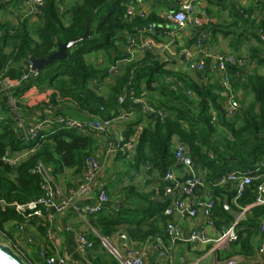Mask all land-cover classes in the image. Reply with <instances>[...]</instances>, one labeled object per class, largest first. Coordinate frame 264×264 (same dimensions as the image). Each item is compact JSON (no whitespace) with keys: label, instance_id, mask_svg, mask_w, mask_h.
<instances>
[{"label":"trees","instance_id":"16d2710c","mask_svg":"<svg viewBox=\"0 0 264 264\" xmlns=\"http://www.w3.org/2000/svg\"><path fill=\"white\" fill-rule=\"evenodd\" d=\"M127 1L77 0L62 11L58 7V0H45L39 7L41 26L36 30L37 39L27 30L24 22L9 29V24L0 20V107L5 114L0 119V199L5 201V204L0 202L1 228L7 222L14 221L16 224L28 220L23 214L29 210L22 212L16 206H26L42 196V176L33 172L40 162L52 165L54 171L68 167L73 168L74 173H84L96 142L94 134L87 129L82 131L56 122L41 131L36 138L26 140L15 125L18 117L22 119L32 109L45 110L70 103L88 112L92 118L116 119L135 111V99L146 93L152 100L156 118L148 115L151 122L140 134L132 166L139 168L146 164L149 174L158 172L159 179L163 181L167 171L178 163L174 135L187 147L185 153L193 165L205 170L207 181L219 188L226 186L236 191L234 184H219L220 178L232 170L245 172L256 169L259 163L264 162V74H256L245 84V88L253 93L257 109L237 108L233 116H228L224 106L227 95L223 92L228 91V88L221 89L211 81L210 69L205 70V73L200 72L196 81L167 69L150 53L127 65L116 76L108 94L99 91L97 83L102 82L109 75L110 67L122 58V51L116 44L118 35L131 30L133 23L138 21L125 19V16L128 17L124 6ZM4 4L5 0H0V10ZM262 6L264 9V2ZM91 17L90 37L72 47L66 59L55 60L38 73H31L19 85L8 91L5 89L6 80L21 79L23 67L31 57H47L57 50L58 42H68L82 36ZM260 25L263 32L258 36L261 48L255 49L254 53L258 62L264 64V20ZM8 39L13 41L10 52L5 51ZM101 49L107 56L103 65H96L88 55ZM164 78H174L176 84L167 85L165 80L161 81ZM34 86L39 90H50L46 99L33 107L20 103L22 95ZM157 92L159 96L155 97ZM122 95H125V99L120 102L119 97ZM10 97L15 99L17 110L11 115L8 113L13 107ZM160 110L166 113L164 118L159 115ZM170 110L175 112L174 116L168 114ZM136 115V118L127 121L123 132L126 138L140 122L137 112ZM23 148L35 150L18 166L12 167L4 161L8 150ZM188 177L185 174L179 180L185 182ZM262 181L254 180L238 199L241 208L232 220L233 223L246 206L252 205L238 224L236 240L247 255L253 253L252 241L256 235L264 240V231L261 230L264 204L255 203ZM123 192L125 204L122 207H110L109 211L104 208L91 216V222L101 236L110 237L122 224L139 226L155 215L166 218L164 210L170 205L169 199H154L150 194L140 192L136 185L125 187ZM216 199L215 195L211 199L215 206ZM136 201L141 204H134ZM149 235L155 236V232L150 231L143 238ZM95 240L101 243L100 237Z\"/></svg>","mask_w":264,"mask_h":264},{"label":"crops","instance_id":"0c3cea01","mask_svg":"<svg viewBox=\"0 0 264 264\" xmlns=\"http://www.w3.org/2000/svg\"><path fill=\"white\" fill-rule=\"evenodd\" d=\"M76 1L58 0V7L65 11ZM179 1L128 0L124 4L126 12L128 5H131L137 10H142L145 17L129 19L125 16V19L130 22H135V20L139 22L133 23L131 30L118 35L116 44L117 48L122 51V58L113 64L116 66L114 73L109 72L102 82H95L99 91L105 95L108 94L116 76L131 62L143 59L147 53L153 54L159 62L166 65L167 69L184 74L196 81L199 79L200 72H206L198 68L197 63L200 56H207L208 59H211L219 54L234 55L238 62L227 63L228 85L224 86L222 75L212 70L211 81L221 89L228 88V91L223 92L225 96L227 95V100L224 103L225 108L232 102L240 110L257 109L253 93L249 88H245V84L256 74H264V64L258 62L254 53L255 49L261 48L258 36L263 34L260 24L264 20L262 6L264 0H200L192 14L191 22L183 28H177L167 19L166 15L178 8ZM0 20L9 24V29L20 26L24 22L27 30L37 39L36 30L41 26V20L34 0H5L4 7L0 10ZM198 37L203 38L201 46L196 43ZM131 39L139 41L149 39L153 41L154 48L152 51H148L140 46H131ZM7 43L5 51L10 52L13 44L12 39H8ZM186 51H190L191 55L187 56ZM106 56V52L102 49L88 55L96 65H103ZM163 80L167 85L176 84L174 78H164L161 81ZM49 92V89L39 90L34 86L24 93L19 101L33 107L44 101ZM158 96L157 92L155 97ZM150 99L144 93L135 99V111L126 114L125 117L113 120L108 134H94L96 142L92 154L100 160L102 165L97 181L107 188L109 194V202L104 207L105 211H109L110 207H122L125 204L123 190L130 185H136L140 192L150 194L154 199H169L170 204L177 199L184 198L196 205L199 202L212 199L215 195L217 204L212 215L214 225L209 226L207 218L202 215L200 210L196 216L174 212L171 216L165 215V219L156 215L152 216L139 226L122 224L115 233L108 237L109 240L123 253L130 246L146 247L147 264H164L154 248L158 239H162L164 244L169 247L173 256V264H229L228 261L231 258H236L237 264H264V256L259 252L260 244L264 242L260 235L253 238V253L251 255H247L241 250L239 242L232 241L223 246H217L214 242V239L232 224L234 216L241 208L235 191L231 187L220 186L219 188L215 183L207 181V172L194 165L186 167L177 163L168 170L176 175L177 183L159 179L158 172L149 174V167L146 164L139 168L132 166L137 154L140 134L151 122L148 115L156 118V111ZM10 100L13 107L8 113L11 115L13 112L17 113V110L15 99L10 97ZM43 111L32 109L29 114L22 116V119L18 117V120L28 126L42 120L45 117ZM55 112L58 115L70 116L79 120L92 118L88 112L80 110L70 103L59 104L55 108ZM136 112L139 114L140 122L127 138L134 143L132 151L109 152V144L116 142L123 135L127 121L136 118ZM168 114L174 116L175 112L170 110ZM4 117L5 114L0 107V119ZM15 127H18V123ZM46 128L48 127L46 126ZM20 131L18 128V132ZM173 143L175 146L184 145L177 135L173 136ZM146 153L149 154L148 149H146ZM48 171L49 176L56 182L59 189L66 193L76 188L84 178L83 172L77 174L73 172V168L68 167L54 171V167L49 165ZM185 174L189 177L192 174H198L203 178V185L199 186L193 195H186L184 182L179 180ZM162 189H164L163 192ZM97 195L96 191L87 197L79 198L77 207L96 205ZM134 204L140 205L141 203L136 201ZM251 206H246V211ZM169 222L175 224L176 232L179 234L178 239L174 242L170 240L167 233ZM23 223L24 232L14 230V221L5 223L4 228L7 229L9 238L21 246L30 264H45L41 252L53 259L65 257L67 259L65 264H120V261L107 246L95 240L101 234L92 224L91 216L82 217L78 212L69 209L61 216H56L53 223L44 218H33ZM263 225L264 219L261 221V230ZM150 231L155 232V236L149 235L144 239V235ZM194 231H205L210 240L207 242L190 241L189 238ZM79 233H84L95 242L94 247L86 255L82 254L79 249ZM122 234L127 235L126 240L121 238ZM27 237H32L33 241L29 243Z\"/></svg>","mask_w":264,"mask_h":264},{"label":"built area","instance_id":"2783aa9c","mask_svg":"<svg viewBox=\"0 0 264 264\" xmlns=\"http://www.w3.org/2000/svg\"><path fill=\"white\" fill-rule=\"evenodd\" d=\"M45 0H34V5L36 10L39 12V7L44 3ZM200 0H180L178 8L175 11L169 12L166 17L169 21L172 22L174 27L183 28L192 20V14ZM127 16L129 19H135L136 17H145V13L142 10H137L133 6L128 5L127 7ZM202 37H198L196 40L197 45H202ZM131 46H140L144 50L152 51L154 48L153 41L149 39H145L143 41H139L136 39L130 40ZM186 55L190 56L191 52L186 51ZM237 63L238 59L234 55H224L219 54L211 59L208 57L200 56V59L197 63L199 70L205 71L210 69L216 73H220L222 75V83L224 86L228 85L229 76L227 74V63ZM23 74L21 79L18 81L6 80L4 82L5 89L8 91L10 88L19 85L21 80H26L31 73H35L32 70L31 61L26 63L23 67ZM116 71V66L112 65L110 67L109 72L114 73ZM125 99V95L119 97V101L123 102ZM228 116H233L237 110L235 104L230 102V104L226 107ZM159 115L161 118L166 116V113L160 110ZM44 118L40 121H36L28 126L24 125L22 121L18 120V128H20L23 136L26 140H31L36 138L38 134L46 129L51 123L56 122L58 124H63L66 127L76 128L78 130H88L93 134H108L113 125L114 119L108 118H90L88 120H79L74 117L58 115L55 113V108L49 107V109H45L43 111ZM216 120V118L214 119ZM134 147V143L131 139H127L123 135H121L116 142H112L108 146L109 152H131ZM35 148H23L20 150H8L3 159L10 166H18L23 161L27 160L29 156L34 152ZM185 146L178 145L176 152V159L178 164L188 167L189 164L187 162V155L185 153ZM102 165L100 160L95 156L91 155L86 162V167L84 171V178L82 182L76 187L69 190L67 193L62 192L56 182L49 176L48 166L44 163L40 162L34 169V173H38L42 176V196L30 203L26 206H16L17 210L25 211L26 209L29 212L24 213L23 215L28 220L33 218H44L48 220L50 223H53L56 219V216H61L67 210H74L79 213L82 217L93 216L101 212L105 205L109 202V194L107 188L103 184H99L98 176L101 171ZM264 168V162L258 164L256 169H248L245 172H239L236 170H232L230 172L225 173L219 180V184H234L235 185V195L236 198H241L247 188L253 183L254 180L263 179V181L258 186V193L255 200L256 204H264V173L262 170ZM165 181L178 182V178L172 171H167L164 176ZM185 185V193L186 195H193L195 190L203 185V178L198 174H192L190 177L186 179L184 182ZM97 195V204L93 206H85L83 208L77 207V200L79 198L87 197L91 193L96 192ZM2 204H5V201L0 199ZM20 207H23V210H20ZM215 207V203L213 200L209 199L206 201L199 202L194 205L187 199H177L172 204H170L165 210L164 214L167 216H171L174 212L179 213H188L190 216H196L200 212L204 215L207 220L209 226L214 225V221L212 218L213 210ZM246 208L240 212L234 222L225 230L221 232V234L214 239V242L217 246H223L228 244L229 242L238 240V224L245 217ZM15 229L18 232H24L25 226L24 223H16ZM262 230L264 231V225L262 226ZM167 233L172 242L178 239V233L176 232L175 224L169 222L167 225ZM50 235V234H49ZM121 238L126 240L127 235L122 234ZM100 240L102 244L107 246L112 254L120 261V264H147V248L146 247H127L126 252L120 251L110 240L108 237L100 236ZM190 241H201L207 242L210 239L207 237L205 231L196 232L194 231L190 238ZM27 241L30 243L33 241L32 237H27ZM0 243L9 245L15 252H17L20 256H22L25 261L29 264V261L23 252L21 246L18 242L11 240L9 238V234L7 229L0 227ZM78 243L80 252L86 255L90 249H92L95 245L93 240H90L84 233L78 234ZM155 250L157 251V255L163 260L164 264H173V256L169 250V247L166 246L162 239H158L154 245ZM259 252L264 256V242L260 244ZM41 256L44 259L45 264H65L67 259L65 257H59L58 259H53L51 257L45 256L43 252H41ZM229 264H237L238 261L236 258H231L228 261Z\"/></svg>","mask_w":264,"mask_h":264},{"label":"water","instance_id":"95a60500","mask_svg":"<svg viewBox=\"0 0 264 264\" xmlns=\"http://www.w3.org/2000/svg\"><path fill=\"white\" fill-rule=\"evenodd\" d=\"M93 17H91L88 20L87 25H86V31L82 36L75 38L68 42H58L57 50L47 57H44L42 59L31 57L30 61L32 64V70L35 73H38L42 68L51 64L55 60L66 59L68 57V52L72 47H74L76 44L90 37L91 23H92ZM187 162L189 165L193 166V163L190 160V158H187ZM23 209H24L23 207H20V210H23ZM0 264H28V263L25 261V259L22 256H20L17 252H15L9 245L0 243Z\"/></svg>","mask_w":264,"mask_h":264},{"label":"rangeland","instance_id":"374dc122","mask_svg":"<svg viewBox=\"0 0 264 264\" xmlns=\"http://www.w3.org/2000/svg\"><path fill=\"white\" fill-rule=\"evenodd\" d=\"M9 101H11V100H9ZM15 226H16V224H14V230H15Z\"/></svg>","mask_w":264,"mask_h":264}]
</instances>
